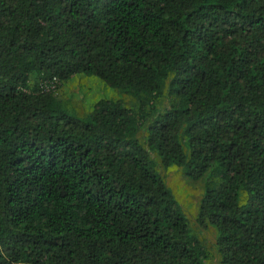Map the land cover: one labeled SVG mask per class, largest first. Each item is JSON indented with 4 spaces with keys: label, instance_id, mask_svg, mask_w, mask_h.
<instances>
[{
    "label": "trees",
    "instance_id": "16d2710c",
    "mask_svg": "<svg viewBox=\"0 0 264 264\" xmlns=\"http://www.w3.org/2000/svg\"><path fill=\"white\" fill-rule=\"evenodd\" d=\"M95 76L132 100L80 117ZM210 173L219 264H264V0H0V264H206L158 172Z\"/></svg>",
    "mask_w": 264,
    "mask_h": 264
},
{
    "label": "rangeland",
    "instance_id": "374dc122",
    "mask_svg": "<svg viewBox=\"0 0 264 264\" xmlns=\"http://www.w3.org/2000/svg\"><path fill=\"white\" fill-rule=\"evenodd\" d=\"M50 89V87L46 88V90L51 91L52 89ZM53 93L71 112L80 117L90 113L95 104L103 98L123 100L134 109L133 100L129 96L110 87L95 76L77 75L70 81L60 84ZM157 170L182 205L193 233L207 247L210 259L206 264H219L216 252L217 232L212 228L202 229L197 224L199 203L205 192V185L208 181L211 185L217 184L220 181L219 175L210 177V173H208L202 179L194 181L177 167L167 169L163 173L158 167Z\"/></svg>",
    "mask_w": 264,
    "mask_h": 264
},
{
    "label": "built area",
    "instance_id": "2783aa9c",
    "mask_svg": "<svg viewBox=\"0 0 264 264\" xmlns=\"http://www.w3.org/2000/svg\"><path fill=\"white\" fill-rule=\"evenodd\" d=\"M57 84H58V80L56 78H54L53 80H51L48 84V86L52 89V90H56L57 89Z\"/></svg>",
    "mask_w": 264,
    "mask_h": 264
}]
</instances>
